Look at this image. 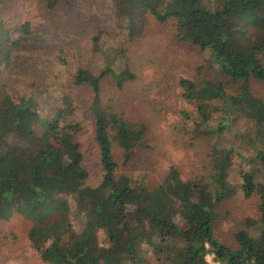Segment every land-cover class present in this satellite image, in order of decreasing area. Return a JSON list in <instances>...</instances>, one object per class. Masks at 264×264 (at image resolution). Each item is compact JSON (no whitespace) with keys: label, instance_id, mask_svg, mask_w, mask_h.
Segmentation results:
<instances>
[{"label":"trees","instance_id":"16d2710c","mask_svg":"<svg viewBox=\"0 0 264 264\" xmlns=\"http://www.w3.org/2000/svg\"><path fill=\"white\" fill-rule=\"evenodd\" d=\"M44 1L49 8L57 3ZM139 7L159 22H171L176 40L199 47L217 76L203 78L198 89L181 80L190 96H200L211 109L208 121L198 115L194 128L196 138H212L211 172L197 187L175 168L151 187L116 173L113 144L130 157L144 144L146 127L104 104L101 85L110 76L120 88L135 77L122 73L115 60L133 36L131 14ZM124 8L125 17L117 13L120 32L92 34L91 60L74 76L92 92L88 110L100 181L87 183L78 142L82 126L70 119L68 94L60 89L67 97L64 114L43 120L39 104L46 92L55 94V82H31L12 95L0 80V211L32 220L29 234L44 241L40 255L47 264H209L207 254L220 264H264V100L251 91L254 79L264 86V0H124ZM31 32L28 22L0 21V65L19 47L16 34ZM40 121L45 135L37 128ZM239 122L251 127L239 129ZM237 189L246 198L260 195L259 215L245 219L249 231L238 230L231 246L216 237L214 222L218 205Z\"/></svg>","mask_w":264,"mask_h":264},{"label":"rangeland","instance_id":"374dc122","mask_svg":"<svg viewBox=\"0 0 264 264\" xmlns=\"http://www.w3.org/2000/svg\"><path fill=\"white\" fill-rule=\"evenodd\" d=\"M117 13L125 17L124 0H57L53 8L44 0H0V21L10 25L28 22L32 30L29 36L16 34L22 39L19 47L8 62L0 65L3 88L10 87L6 91L16 95L17 87L31 82L35 85L55 82L59 86L54 87L55 94L46 92L39 104L43 120L64 114L68 94L74 110L70 119L82 126L78 142L84 156L83 165L89 173L87 183L91 186L97 185L102 175L88 110L92 92L87 85L76 84L74 76L78 66H87L91 60L92 34L99 30L120 32ZM131 21L133 36L124 40L123 52L115 65L122 73L129 71L135 77L119 88L108 76L101 85V97L104 104H113L127 122L143 123L146 132L144 144L130 157H125L113 144L118 164L116 173L127 174L151 187L175 168L182 179L197 187L208 180L211 172L208 152L212 138L208 135L196 138L194 128L199 121L197 116L207 117L208 121L211 109L200 96H190L181 80L192 81L198 89L203 78L217 76L209 69L205 53L199 47L176 40L171 22H159L142 7L133 9ZM231 88L237 89L235 85ZM251 91L264 100V86L260 81H251ZM42 125L40 121L37 128L45 135ZM249 127L244 122L238 124L239 129ZM260 141L264 147V127ZM231 174L234 182H238L234 167ZM259 198V194L246 198L237 189L233 196L222 201L214 222L216 237L224 244L235 246L234 234L241 229L249 231L245 219L258 217ZM31 224L32 220L18 211L9 216L0 211V264H47L40 255L44 241L29 234ZM211 258L212 254L206 255L207 261Z\"/></svg>","mask_w":264,"mask_h":264},{"label":"built area","instance_id":"2783aa9c","mask_svg":"<svg viewBox=\"0 0 264 264\" xmlns=\"http://www.w3.org/2000/svg\"><path fill=\"white\" fill-rule=\"evenodd\" d=\"M208 261H209L210 264H220V263L214 261L213 258H211V260H208Z\"/></svg>","mask_w":264,"mask_h":264}]
</instances>
